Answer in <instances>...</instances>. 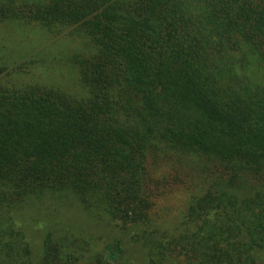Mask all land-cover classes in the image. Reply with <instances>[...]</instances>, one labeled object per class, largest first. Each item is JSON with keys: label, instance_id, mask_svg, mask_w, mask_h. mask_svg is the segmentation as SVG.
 I'll return each mask as SVG.
<instances>
[{"label": "trees", "instance_id": "1", "mask_svg": "<svg viewBox=\"0 0 264 264\" xmlns=\"http://www.w3.org/2000/svg\"><path fill=\"white\" fill-rule=\"evenodd\" d=\"M8 2L41 48L0 55L22 83L0 104V216L48 198L116 216L125 192L162 211L170 169L196 163L200 231L209 208L264 224V0Z\"/></svg>", "mask_w": 264, "mask_h": 264}, {"label": "rangeland", "instance_id": "2", "mask_svg": "<svg viewBox=\"0 0 264 264\" xmlns=\"http://www.w3.org/2000/svg\"><path fill=\"white\" fill-rule=\"evenodd\" d=\"M0 6L4 12L0 15V55L14 47L23 55L40 50V45L31 43L40 36L34 24H26L23 17H18L13 2L0 0ZM78 50H82L81 44L71 52L75 54ZM45 66L40 63L37 72ZM9 72L10 68L3 70L4 79ZM76 72L69 69L64 74L73 79ZM22 75L23 82L30 77L27 73ZM47 77L38 76L39 80L32 79L29 83L41 80L53 85L65 79ZM5 80L6 83H0L2 106L7 104L3 97L22 84ZM9 88L10 91H5ZM194 168L193 171L190 164H179L170 169L164 189L172 194L162 211H157L156 205L140 203V199L128 204L127 200L134 196L126 192L112 198L119 209L116 216L93 215L80 200L73 198L21 203L17 210L6 207L0 216V264H264V224L248 226L243 218L227 216L231 221L224 217L221 226L215 228L222 216H218V209L209 208L205 227L199 230L200 216H189L190 207H197L196 193L200 192L196 163ZM260 195L262 198L253 200L260 202L263 208L260 216L264 218V193ZM194 234L197 241L203 240L202 244L195 241L186 245L185 239ZM158 240L165 242L163 252L156 243ZM193 245L196 248H191Z\"/></svg>", "mask_w": 264, "mask_h": 264}]
</instances>
